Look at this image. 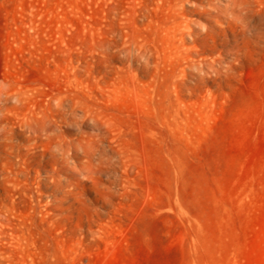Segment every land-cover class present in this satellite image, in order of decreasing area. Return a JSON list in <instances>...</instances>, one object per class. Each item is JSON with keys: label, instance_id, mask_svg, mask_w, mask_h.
<instances>
[{"label": "rangeland", "instance_id": "1", "mask_svg": "<svg viewBox=\"0 0 264 264\" xmlns=\"http://www.w3.org/2000/svg\"><path fill=\"white\" fill-rule=\"evenodd\" d=\"M0 264H264V0H0Z\"/></svg>", "mask_w": 264, "mask_h": 264}]
</instances>
